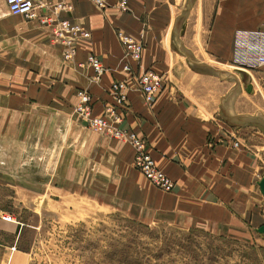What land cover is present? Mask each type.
<instances>
[{"label": "crops", "instance_id": "crops-1", "mask_svg": "<svg viewBox=\"0 0 264 264\" xmlns=\"http://www.w3.org/2000/svg\"><path fill=\"white\" fill-rule=\"evenodd\" d=\"M32 1L40 19L56 15L90 38L77 40L75 57L65 60L52 26L12 16L0 0L1 166L21 162L4 173L25 187L16 192L33 201L46 196L50 210L75 217L121 214L264 248V67L233 66L235 33L264 31V0H128L127 12L120 0H103V9L91 0ZM58 4L70 10L55 14ZM118 33L142 41L141 70L163 78L151 105ZM89 56L105 68L99 82ZM126 63L131 74L123 72ZM115 82L128 86L121 106L109 95ZM80 91L91 97L94 117L113 109V126L145 142L173 182L171 192L143 177L126 140L88 127L75 110ZM0 230L16 244L18 223L0 220ZM37 257L35 249L0 246V264H34Z\"/></svg>", "mask_w": 264, "mask_h": 264}, {"label": "rangeland", "instance_id": "rangeland-1", "mask_svg": "<svg viewBox=\"0 0 264 264\" xmlns=\"http://www.w3.org/2000/svg\"><path fill=\"white\" fill-rule=\"evenodd\" d=\"M4 152L7 146L0 145V220L18 223L20 230L16 244L14 236L0 230V246L35 249L34 264H264V248L257 242H225L198 231L145 225L121 214L75 217L50 210L48 197L34 202L31 193L16 192L25 187L4 173L16 172L21 162L13 158L7 160L8 168L2 167Z\"/></svg>", "mask_w": 264, "mask_h": 264}, {"label": "built area", "instance_id": "built-area-1", "mask_svg": "<svg viewBox=\"0 0 264 264\" xmlns=\"http://www.w3.org/2000/svg\"><path fill=\"white\" fill-rule=\"evenodd\" d=\"M91 1L100 9L105 7L103 0ZM4 2L12 16H20L28 21L39 20L41 25L52 26L54 39L65 47V60H72L75 57L77 40L90 38V34L80 26L67 20H59L56 15L53 18L40 19L35 12L36 6L32 0H4ZM119 8L122 12H127L128 0H120ZM65 10H70V8L63 4H58L53 8L55 14ZM118 39L124 49L125 58L137 64L139 89L144 101L151 105L164 88L163 78L153 70H141L140 62L144 50L142 41L134 40L122 33H118ZM86 64L94 71L93 81L99 82L105 73L102 63L96 57L89 56ZM233 66L245 72L256 71L264 67V31H238L235 33ZM123 72L131 74L133 72L132 66L126 63L123 66ZM127 89L126 82H115L109 90V95L115 100L117 105L121 106L127 101ZM77 98L79 103L76 107V112L92 131L118 140H126L136 152V166L143 177L162 191L171 192L173 190V182L157 167L151 155L146 151L145 142L136 134L126 133L113 126V118V123L117 121L115 119V110H107V114L104 117H94L92 115V99L89 94L80 91L77 93Z\"/></svg>", "mask_w": 264, "mask_h": 264}, {"label": "water", "instance_id": "water-1", "mask_svg": "<svg viewBox=\"0 0 264 264\" xmlns=\"http://www.w3.org/2000/svg\"><path fill=\"white\" fill-rule=\"evenodd\" d=\"M251 90H252V87L249 86V91H251ZM258 185H259V188H260L262 195L264 196V177L262 178V180L259 182ZM258 233L261 235H264V226L258 230Z\"/></svg>", "mask_w": 264, "mask_h": 264}]
</instances>
